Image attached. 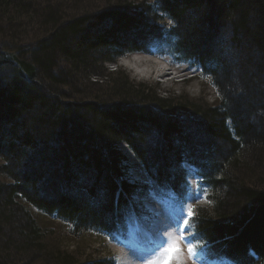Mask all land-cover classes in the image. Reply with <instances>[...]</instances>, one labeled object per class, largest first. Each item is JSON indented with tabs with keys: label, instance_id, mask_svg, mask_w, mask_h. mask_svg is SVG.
Instances as JSON below:
<instances>
[{
	"label": "trees",
	"instance_id": "16d2710c",
	"mask_svg": "<svg viewBox=\"0 0 264 264\" xmlns=\"http://www.w3.org/2000/svg\"><path fill=\"white\" fill-rule=\"evenodd\" d=\"M41 1L43 7L30 0H0L6 29L15 28L24 12H36L43 19L38 24L45 28L42 33L39 29L41 37L24 45L6 46L0 41V264H45L30 261L33 255L25 261L22 253L32 249L44 252L46 256L39 259H50L51 264H75L73 256H68L71 253L47 249L34 209L67 221L73 231L99 236L123 232V212L129 205L134 215L126 219L146 214L134 197L149 198L143 188L153 185L130 182L118 161L122 157L118 144L134 153L136 163L144 168V178L155 182L154 197L159 199L167 198L170 188L177 193L184 189L180 161L191 162L211 190L210 205L196 208L192 218L197 235L223 261L264 264V186L252 183L257 175L247 159L241 158L243 136L254 128L239 117L241 99L234 104L237 110H231L234 97L221 87V76L229 71L220 49L211 43L213 30L204 29L214 21L218 28L229 22L234 32L230 42L244 45L250 53V67L260 64L255 74L264 75V0H154L173 24L167 29L156 25L155 11L149 15L147 8L155 10L150 3L147 7L134 1L130 8L118 6L119 0H104L107 3L101 9L82 7L83 13L73 16L50 9L49 0ZM105 5L107 10H103ZM130 32L134 37L129 39ZM165 34L170 36V52L194 58L221 100L211 107L184 96L173 102L162 100L153 88L128 81L120 71L111 77L120 74L128 97L115 85L105 91L106 96L99 89L91 91L100 80L92 81V75L105 70L106 60L142 50L148 42L164 40ZM67 78L79 79L75 92L82 97L77 102L66 100V94L59 91ZM258 81L264 84L263 79ZM81 85L90 89L83 91ZM130 98L143 101L134 103ZM254 103L245 102L251 115L264 109V104ZM261 122L264 127V116ZM154 129L166 142L150 155L137 148V139L141 132L145 135ZM257 135L264 137V128ZM217 139L230 149L223 151ZM23 163L29 167L19 171ZM81 177L87 180L78 184L75 195L58 191L64 180L68 185ZM108 256L98 264H112V255Z\"/></svg>",
	"mask_w": 264,
	"mask_h": 264
},
{
	"label": "rangeland",
	"instance_id": "374dc122",
	"mask_svg": "<svg viewBox=\"0 0 264 264\" xmlns=\"http://www.w3.org/2000/svg\"><path fill=\"white\" fill-rule=\"evenodd\" d=\"M30 1L37 2L41 7L44 6V2L41 0H30ZM119 1L121 3L117 4L118 6L122 5L130 8H133L135 4L134 1L137 2L138 4H142V6L143 3H145L147 7L149 6V3L155 6V4L153 3L154 0L153 1L152 0H119ZM49 2L51 4L50 9L60 12H63L65 10L69 12V14L71 13V15L73 16L76 15V13L82 14L83 13V10L81 11L82 7H84L83 9L90 8L91 10L94 9L97 10L99 7L101 9L102 8L101 6L107 3V1L104 0H78L76 2L74 0H49ZM106 5L109 6L108 4ZM106 5L103 6V8L104 7L106 8V9L104 8L103 10H107ZM147 9L149 10L150 16H152V12L155 11V15L158 17L156 25L159 28L163 26L165 29H167V27L169 26L171 27L173 25L172 22L168 20V18L164 15V13L161 12L158 8H156V6H155V10L153 11L150 8ZM209 15L210 14H208L206 18L209 19ZM19 17L20 20L18 24H15L17 26H15V28H12L10 30L6 29L5 27V25H7L6 21L0 18V25L2 27L0 28L1 44H5L6 46L24 45L28 42L34 41L37 37L38 38L41 37L40 36L41 34L38 33L39 29L42 33V31H44L45 28H41V26L38 24L39 22H43V19L38 18L36 12L34 13L24 12L22 15H19L17 18ZM45 19L46 17H44V21ZM30 20L31 22H29ZM214 20L215 18L213 15V21ZM146 21L149 22L148 18H146ZM49 26L50 25H46V28L48 29ZM210 26H213L212 27L213 29H211ZM231 26L232 25H230L229 22H225L224 26L222 27L219 26L218 28L217 22L214 21L212 25L210 24L208 25L207 23L204 29L205 31L208 32L213 30V32H210L213 35L211 38V43L213 47L216 48V50L218 48L220 49V53H221L220 57L222 59V63L224 66H227V70L229 71L227 74L221 76L222 78H224L223 80L224 83L223 86L221 87L225 93L227 92V94L234 97L233 106L231 110L233 112L235 109L237 110L234 104H236L237 101L241 99L240 109L237 110L238 113L240 111L239 117L248 120L249 123L253 125L254 128L252 130L253 133H249L243 136L244 145L242 149L244 153L241 154V158H243V160L247 159L249 164L252 166L254 174L257 175L253 178L256 179V182L254 181L252 183H254V185L260 184L264 186V137L261 138L257 137L258 136L257 134L261 132L264 128L262 127V122H261L264 116V109L259 110L255 112V114L251 115L248 113L249 110H247V107L245 105V102L247 101L252 103L255 102L254 104H264V95L263 98L259 96L261 92H264V84L261 85L260 81H258L260 79L264 80V75L255 74L256 70L259 69L258 65L260 64H255V65L253 64L252 67H250L249 65L250 62L247 61L250 57V53H248L243 48L244 45H241L240 43L234 41L230 42L231 41L230 37L234 36V32L231 29ZM131 32L128 37L129 39L131 37L132 38L134 37L131 35ZM165 35L170 37L167 34ZM171 38L173 39V37ZM93 53L94 56L99 55V53H97L96 51H93ZM126 57L127 59L115 58L114 61L106 60L105 62L107 63H105V67H103L105 70L102 71L100 70L98 72H95V75H92V81L97 80L98 78H100V80L97 81L98 85L93 86V89H91V91H95L96 89H99V91L101 93L103 92L104 96H106L105 91L109 87H112V85H115L116 89H119L121 94H125L126 97H128V91L126 90L128 89V87L122 84L123 80L121 79L120 74L119 76L112 75L111 77L112 73H116L120 71L128 79V81H133L139 84H145L150 89L153 88L154 93L162 100L173 102L174 99L184 96L193 99L196 102L202 100L201 104H205L210 107L214 104L216 100L218 99L221 100L218 97V95L215 94L214 87L210 83L207 84L205 83V81L199 78L196 80L193 78L185 77L182 73H180L181 71L179 70H178L179 73H177L173 69L164 70L165 66L159 68V66L156 63H153V61H149L141 56L137 58L133 56H126ZM161 57L162 59L166 60V62L173 64L177 69L186 70V71L189 69L188 65L179 64L178 62L174 61L169 52H167V55L161 54ZM255 60L256 59H253V61ZM256 62L259 61L257 60ZM206 65L209 66V64ZM217 73L220 74V71H218ZM260 76L261 78H259ZM228 80L229 82L227 83ZM66 81H67L66 84H63L58 87L59 91L61 93L66 94L65 95L67 96L66 100H71L76 102L79 101L81 99L80 97L82 96L78 95L79 92L78 93L75 92L76 91L75 87L79 82V79L67 78ZM79 85L80 84L78 83V86ZM82 87L83 86L81 85V87L79 88L82 89ZM85 87H87L86 89H90V87L85 85L82 89L83 91L86 90ZM124 90H126V92H124ZM130 91H132V93L130 94L132 95L134 93V90L130 89ZM93 97L95 96H91L90 98ZM105 99H109V98L105 97ZM130 101L134 103H138V102L140 103L143 101V99L139 100V99L130 98ZM97 103H102V102L98 101ZM149 104L154 106L151 103ZM153 110H155V107H153ZM144 133L145 132H141L140 133L141 138L137 139L140 142L137 144L138 149H143L144 151L147 150V154L152 155L153 152L152 150L154 148L159 149L165 146L166 141L164 140L163 136H161V133L156 129L148 132L146 131V134L143 135ZM215 141L217 142V145L221 149H223V151L227 152L228 149H230L227 143L225 144L224 142L218 139ZM118 145H117V149L122 156L121 158L118 159V161L119 164H121V167H123V169L126 172H128L129 179H130V173H132L136 177H138V179L136 180L138 181V183L139 181H143L144 180L143 173L145 171L143 167L141 168L140 165L136 163L134 153H132L128 147H124L123 144H118ZM147 157L150 156L148 155ZM159 164H161V160ZM27 167H29V165H25L23 163L19 171H25ZM237 172L241 173L240 170ZM260 175L262 176L260 177ZM94 176H93V180L94 179L96 180ZM237 177H240V175H237ZM83 179L87 180L86 178L81 177V179L78 178V180L76 181L70 180L68 185L64 180L63 182H61L59 188L57 184L58 191L62 193L66 192L69 195L73 196L75 195L74 191L76 190V188H78V184H80L83 181ZM91 179L92 178H88V180L90 181ZM191 186H193V189ZM191 186L189 184L188 195L190 200L194 201L196 195L194 192V182L192 181V179H191ZM36 187L37 189H41V184L36 182ZM141 198L142 197L138 199V205L140 206L141 210H144L146 208V214L136 215L135 221L137 225V230L135 231L136 233L134 235H137V233L138 235H140V227L144 228L143 222L146 216L150 214L152 211L159 209L164 211V213H161L163 218L161 221V225L164 227H169L168 239H172V238L179 239L181 233L179 231V226L177 224L175 212L174 211L169 212V210L165 211L159 206L158 203L154 202L155 200L162 202L163 199H156L153 197H149L140 201ZM162 204H164L165 207L168 209V206L165 203L162 202ZM186 211L187 208H185V212ZM33 212L35 213L37 220L40 222V225L44 229L43 233L45 234L44 235V238L46 239L45 242L48 244V245L46 244L47 249L50 251L51 249L54 250L55 248V251L56 250L63 251L65 252V255L67 252L71 253L68 256L70 257L73 256L75 261H73L72 263L98 264L101 260H105L109 258L108 255H110L111 252L110 249L114 250V247L116 246L108 242L105 238H101L99 235H96L89 231L87 232V234L75 230L73 231L71 229V225L67 221L53 218V216L48 217L46 215H42L36 209H34ZM126 216H127L126 212H123V217L126 218ZM144 233L145 232H141L140 236L143 237ZM134 235H131L130 237L133 239ZM180 243L183 247V252L181 253V257H180L181 263L190 264L191 261L188 259L185 253L187 250V247L185 246L186 243L182 240L180 241ZM114 252L116 253V251ZM29 255L34 256V258H31L30 261L39 260L45 262V264H51V262H49L50 259L47 260L39 259L42 256H46L44 252H40V251L35 252V250L32 249L30 251H26L25 253H22V256H25L24 257L25 261H28ZM118 264H119V260H118Z\"/></svg>",
	"mask_w": 264,
	"mask_h": 264
},
{
	"label": "snow or ice",
	"instance_id": "6c2138e0",
	"mask_svg": "<svg viewBox=\"0 0 264 264\" xmlns=\"http://www.w3.org/2000/svg\"><path fill=\"white\" fill-rule=\"evenodd\" d=\"M193 70L195 71V69ZM137 179L138 177L130 173L131 183H135ZM144 183H148L149 185L156 186L155 182L152 181L151 179L144 181ZM148 196L149 197L155 196L154 188H150L148 192ZM134 199H139V197H134ZM195 199H199V196H196ZM162 202L168 206L169 212H173V211L175 212L177 224L181 228V234L179 239L172 238V239H168L167 241L161 239L159 243H157L156 241H151L153 247L147 249H138L139 251H148L152 253L150 258L144 259L143 264H181L180 257H181V253L183 252V247L180 243L181 240L187 243V252L193 258H197L198 255L200 256L205 255L207 249L202 248L198 254L197 245L187 240L183 232V229H186L189 226L190 220L194 218V214L196 210L191 206H189L185 213V209L183 208V206H174L169 201H162ZM126 215H134V209L132 208L131 205H129ZM185 215L187 218H185ZM181 221L182 224L180 223ZM128 246L130 248H137V245L131 242H129ZM224 264H234V262L230 260H225Z\"/></svg>",
	"mask_w": 264,
	"mask_h": 264
},
{
	"label": "bare ground",
	"instance_id": "6f19581e",
	"mask_svg": "<svg viewBox=\"0 0 264 264\" xmlns=\"http://www.w3.org/2000/svg\"><path fill=\"white\" fill-rule=\"evenodd\" d=\"M168 20H169V19H168ZM164 70H169V68L165 66ZM153 198H156V197H153ZM156 199H159V198H156ZM152 247H153V246H152ZM213 264H217L215 260H214Z\"/></svg>",
	"mask_w": 264,
	"mask_h": 264
},
{
	"label": "clouds",
	"instance_id": "9594fccd",
	"mask_svg": "<svg viewBox=\"0 0 264 264\" xmlns=\"http://www.w3.org/2000/svg\"><path fill=\"white\" fill-rule=\"evenodd\" d=\"M126 147V146H125Z\"/></svg>",
	"mask_w": 264,
	"mask_h": 264
}]
</instances>
